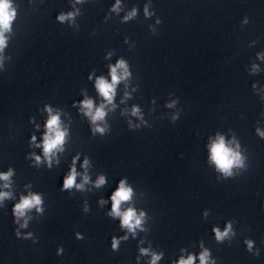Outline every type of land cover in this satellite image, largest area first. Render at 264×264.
Masks as SVG:
<instances>
[{
    "label": "clouds",
    "instance_id": "clouds-1",
    "mask_svg": "<svg viewBox=\"0 0 264 264\" xmlns=\"http://www.w3.org/2000/svg\"><path fill=\"white\" fill-rule=\"evenodd\" d=\"M80 2V0H77ZM134 14V12L132 13ZM73 13H68L67 16L61 14L57 17L58 20L63 22L64 20L72 17ZM15 17V10L12 9L9 0H0V51L6 45V38L4 33L10 30V25L12 20ZM127 19V18H126ZM255 67V66H254ZM117 69H122L123 74L118 75ZM111 83L107 82L103 77L98 78L96 82V87L99 93L109 102L111 103L114 93H115V86L121 80L124 79L127 75V68L126 64L123 60L117 62L116 66L111 67ZM83 107L87 109L86 115H89L92 122L95 123L96 121H101L105 117V112L103 110L104 106L101 105L100 108H97L93 114V104L91 100H85L82 102ZM49 113H51V109H48ZM136 109L133 110V114L136 113ZM46 134L43 138V153L44 156L48 159L49 166H51L52 157L55 155V150L60 148L65 142L66 132L61 130L60 127V120L59 115H51L46 123ZM94 133L99 132L101 134L104 133L105 129L102 127H96L93 129ZM264 135V133H261ZM33 141L35 137L32 138ZM211 158L215 162L218 169L223 171L224 173L230 175V169L240 163V157L238 153H233V151L225 145L224 139L221 137L218 139V142L214 143L211 147ZM35 160L37 163L40 162V157L36 156ZM75 161H73V167L70 170V173L63 181V190H68L73 188L74 186L77 189H81L83 187L82 184H76V177L78 173L74 167ZM87 166V160H85V167ZM11 175V171L8 173L0 174V179L8 180L9 176ZM88 177H84V182L87 183ZM105 183V178L100 176L99 179L96 181V186L99 187ZM8 193H0V199H3L5 196H8ZM132 196V190L129 187H126L124 181H120L118 189L112 195V210L110 215L113 217H119L121 220V227L128 229L129 232L135 234V229L140 227L142 224V217L144 213L141 212L138 216L136 211L132 208H129L125 211H121V204L122 202H127L130 200ZM42 204L41 196L38 194H30L28 197H22L21 202L16 204L14 207V214L19 218L23 217L27 210L32 208H36L37 211H42L39 207ZM21 225V227H25ZM231 228L229 224L228 227L225 229L224 232H221L218 228L214 229L216 239L218 241L223 240L227 235ZM121 239H126L123 237ZM119 240L113 238L112 240V248L115 250L118 247ZM249 248H251V242H249ZM141 254H148L147 249H141ZM162 255V254H161ZM161 255H157L155 253L152 254V259L150 264H156V262L161 258ZM194 257L189 256L187 259L181 258L178 261V264H194ZM200 264H208L209 261V253L207 250L202 252L199 256Z\"/></svg>",
    "mask_w": 264,
    "mask_h": 264
}]
</instances>
